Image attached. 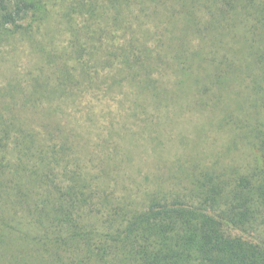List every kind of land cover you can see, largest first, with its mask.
Segmentation results:
<instances>
[{
  "label": "trees",
  "instance_id": "trees-1",
  "mask_svg": "<svg viewBox=\"0 0 264 264\" xmlns=\"http://www.w3.org/2000/svg\"><path fill=\"white\" fill-rule=\"evenodd\" d=\"M41 3L0 0V25L21 27ZM71 3L83 75L108 68L106 89L147 119L156 149L192 99L202 109L213 102L217 126L255 160L244 172L167 160L144 174L133 147L108 139L96 151L79 121L46 117L42 135L30 132L10 152L14 161L0 154V264H264V0ZM66 72L61 93L81 85Z\"/></svg>",
  "mask_w": 264,
  "mask_h": 264
},
{
  "label": "rangeland",
  "instance_id": "rangeland-1",
  "mask_svg": "<svg viewBox=\"0 0 264 264\" xmlns=\"http://www.w3.org/2000/svg\"><path fill=\"white\" fill-rule=\"evenodd\" d=\"M41 1V8L22 20L21 27L0 25L1 155L3 153L14 161L16 153L10 152L25 145L30 132L42 135L44 120L50 117L56 121L62 116H70L79 121L78 130L96 151L108 139L137 150L143 158L140 164L144 174L160 170L162 164L164 168L167 160L186 162L196 158L206 167L231 168L240 172L254 163V150L243 140L235 139L230 128L217 126L219 109L214 111L210 101L211 106L204 109L193 107L192 99L188 103L185 101L183 108L169 117L171 122L164 129V148L156 149L157 143L151 141L156 133L144 128L145 123L149 124L147 119L129 116V98L106 89L108 68L101 66L99 78L92 74L91 80L98 79L97 85L83 75L74 44V25L67 23L72 18L66 15L72 0ZM73 17L78 26L87 22L79 12ZM150 24H147L148 28L152 27ZM114 31V35L123 34L121 30ZM83 40L89 43V38ZM99 57H103L102 51ZM83 61L86 67H94L88 54ZM66 66L81 85L69 84L71 89L61 93L59 88L66 77ZM128 135L135 137V145L126 140ZM135 155L138 160L139 155ZM155 156H159V165H156L158 159Z\"/></svg>",
  "mask_w": 264,
  "mask_h": 264
}]
</instances>
